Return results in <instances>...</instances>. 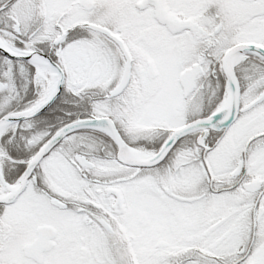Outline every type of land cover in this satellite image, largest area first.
I'll return each instance as SVG.
<instances>
[{
    "label": "snow or ice",
    "instance_id": "snow-or-ice-1",
    "mask_svg": "<svg viewBox=\"0 0 264 264\" xmlns=\"http://www.w3.org/2000/svg\"><path fill=\"white\" fill-rule=\"evenodd\" d=\"M0 264H264V0H0Z\"/></svg>",
    "mask_w": 264,
    "mask_h": 264
}]
</instances>
